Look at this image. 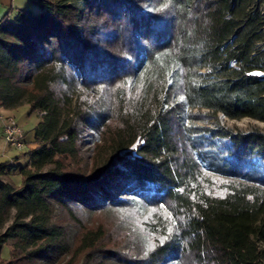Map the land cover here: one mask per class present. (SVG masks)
<instances>
[{"label":"trees","instance_id":"1","mask_svg":"<svg viewBox=\"0 0 264 264\" xmlns=\"http://www.w3.org/2000/svg\"><path fill=\"white\" fill-rule=\"evenodd\" d=\"M35 1L0 19V108L39 114L0 264H264V128L221 123L264 122V0ZM119 208L142 257L77 215Z\"/></svg>","mask_w":264,"mask_h":264},{"label":"rangeland","instance_id":"2","mask_svg":"<svg viewBox=\"0 0 264 264\" xmlns=\"http://www.w3.org/2000/svg\"><path fill=\"white\" fill-rule=\"evenodd\" d=\"M0 3L4 5V15L7 13L9 19L14 18L17 14L18 9H32L34 11L38 10V5L35 0H0ZM3 15V16H4ZM1 19V18H0ZM3 114H9L15 116L20 126L26 132L27 146L32 145L31 140L33 139V128L39 121V114L37 112H30L29 105L24 103L17 108L13 109L10 113L2 112ZM221 123L226 126L247 130L252 127L264 128V122L250 118L243 117L241 119H229L221 116ZM84 144L83 149L85 150L86 159L82 163V168H89L91 166V151L87 150L88 146L91 144L88 132L85 131L83 134ZM19 150L11 147L12 154H15V159L12 161L11 166V180L16 184V182L21 181V176L18 173L17 166H24L29 157L26 154L27 150ZM87 150V151H86ZM77 215L79 219L83 222L86 227H97L98 224L102 225V228L108 234H111V238L107 239V246L120 248L123 252L130 253L135 256L142 257L146 254L148 247L150 246V241L148 235H144L139 227V216H137V211L134 209H103L97 213L90 212L88 210L82 209L78 210ZM107 236V235H106ZM105 238V237H104ZM11 240L7 239V242L2 246L1 257L7 259L10 256ZM82 256V255H81ZM101 256H98L100 258ZM3 259L0 258V263ZM98 262V260H96ZM86 261L83 257L77 259L76 264H85ZM95 264V262H94Z\"/></svg>","mask_w":264,"mask_h":264},{"label":"built area","instance_id":"3","mask_svg":"<svg viewBox=\"0 0 264 264\" xmlns=\"http://www.w3.org/2000/svg\"><path fill=\"white\" fill-rule=\"evenodd\" d=\"M264 9V6H262ZM264 13V10H262ZM2 131L5 141L12 147L23 150L27 143L25 141L24 130L13 115L0 113Z\"/></svg>","mask_w":264,"mask_h":264},{"label":"crops","instance_id":"4","mask_svg":"<svg viewBox=\"0 0 264 264\" xmlns=\"http://www.w3.org/2000/svg\"><path fill=\"white\" fill-rule=\"evenodd\" d=\"M4 5L0 3V18L3 17L4 15ZM10 113L12 110H4L3 108H0V113L2 112ZM11 114V113H10ZM11 147L6 141L3 136V131H2V122L0 120V162H7L8 165L12 164V161L16 158L15 154H12ZM11 176V173H10ZM16 184H19V182H16ZM1 254V253H0ZM0 258L4 260V258Z\"/></svg>","mask_w":264,"mask_h":264},{"label":"snow or ice","instance_id":"5","mask_svg":"<svg viewBox=\"0 0 264 264\" xmlns=\"http://www.w3.org/2000/svg\"><path fill=\"white\" fill-rule=\"evenodd\" d=\"M183 99V98H182Z\"/></svg>","mask_w":264,"mask_h":264}]
</instances>
